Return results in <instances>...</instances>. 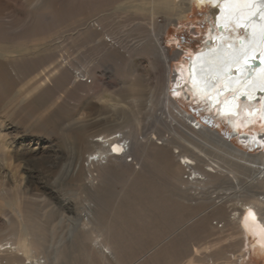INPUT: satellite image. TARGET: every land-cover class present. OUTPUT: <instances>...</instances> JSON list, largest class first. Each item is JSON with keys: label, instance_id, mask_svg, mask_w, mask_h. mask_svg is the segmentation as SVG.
Listing matches in <instances>:
<instances>
[{"label": "rangeland", "instance_id": "rangeland-1", "mask_svg": "<svg viewBox=\"0 0 264 264\" xmlns=\"http://www.w3.org/2000/svg\"><path fill=\"white\" fill-rule=\"evenodd\" d=\"M126 1L0 0V50L10 57L3 62L11 61L3 75L13 82L11 89L0 91V264L234 263L230 254L239 242L235 236L225 240L229 231L220 229L222 219L232 217L234 204L244 200L249 175L240 174L235 157L220 145L184 140L185 121L170 105L159 103L166 76L177 107L241 150H264L239 143L225 120L190 92L185 94L180 66L189 56L181 51L201 46L212 11L192 6L183 12L184 0H133L131 10L117 7ZM165 1L176 5L170 13L162 7L150 10ZM92 26L102 28V34ZM162 27L159 42L168 56V73L155 37ZM109 36L116 47L97 46ZM50 44L56 57L49 64L64 58L70 78L43 73ZM31 61L39 64L37 73L25 72ZM76 69L86 75H76ZM93 118L106 119L116 135L125 132L126 142L135 139L145 147L148 160L135 150L125 156L126 150L112 161L121 170L110 173L95 165L91 180L81 168L86 153L79 155L70 133ZM254 124L264 134L262 124ZM161 138L164 142L156 145ZM148 142L168 151L174 164L182 152L213 172L199 183L187 181L189 169L185 173L183 167L170 183L163 165L148 156ZM139 191L147 196L138 198ZM261 208L264 213V204ZM204 216L207 222L201 221ZM236 252L246 253L242 264H264V257L248 252L246 244Z\"/></svg>", "mask_w": 264, "mask_h": 264}, {"label": "bare ground", "instance_id": "bare-ground-1", "mask_svg": "<svg viewBox=\"0 0 264 264\" xmlns=\"http://www.w3.org/2000/svg\"><path fill=\"white\" fill-rule=\"evenodd\" d=\"M134 2L133 0L122 2L117 7L121 10L128 11L132 9ZM165 3L166 4L162 5L154 4L151 6L150 10L157 7L161 9L162 7L170 13L176 7L174 4H167L166 1ZM181 4H183L181 8L183 12L190 11L192 6L198 9L207 7L208 11H212L211 17L208 19V25L203 31L206 39L201 46L196 50L189 51V49L181 51L189 56L187 60L182 61L180 66V70H182V73L180 72L182 79L180 80H182L184 84L183 88L186 89L185 94L187 95L188 92H190V97L193 95V97L201 102L208 110H213L218 119L225 120L230 127L229 129L232 135L239 140V143L251 147L258 145L264 148V134L259 133L254 126V123L257 121L264 127V0H184ZM210 26H213L214 30H210ZM164 29L165 27L160 28L159 31L155 33V37L161 66L163 70L168 73V56L159 42V38L163 35ZM92 30L98 33V35L102 34V28L97 29L95 26H92ZM239 38L242 40L241 42H239ZM207 40H209L208 43L206 42ZM97 46L100 48H113L116 47V43L114 39L109 36L106 39L100 40ZM46 48L47 51L45 49L46 52L43 58L45 57L48 61L49 58L52 60L56 57L54 44L47 45ZM255 56H258L261 60L259 68H254L249 65L250 60L248 58ZM7 58L10 57L8 55L6 56L0 50V82L3 83L1 84V92L11 89L13 84L11 76L3 75L4 70H6V67L7 69L9 68V63L11 62L4 63L3 60ZM50 61H48L47 64H49ZM31 62L26 65L27 68L25 72H33L36 70L35 72L37 73L39 64L37 61ZM69 68L70 64L63 58L62 60L53 62L51 65L49 64L46 69H43V73L48 74L50 71L54 73L60 72V74H66L68 78H70ZM75 73L78 76L86 75L85 70L77 71L76 69ZM166 81V76H163L161 88L162 97L159 99V103L162 102L164 106L170 105L184 121L188 116H192V121H195V126L185 122L182 129L185 131L186 136L182 138L184 140L188 138L190 141L204 140L205 143L207 141L220 145L226 152L235 157L234 161L240 174L247 173L249 175L251 183H248V186L245 185V187L243 184L239 183L240 189H242L241 185H243L244 192H246L244 200L236 205L234 204V207H232L234 210L231 214L232 217L222 219L224 229L220 230L229 231L225 234V240H233L235 236L237 242H239V248L246 244L248 252L254 251L264 257V213L261 208L264 204V150L248 153L226 141L218 134L217 130H210L205 125H202L195 115L188 112L185 113L172 102L166 88ZM35 84L37 85L36 82L34 85ZM136 88V84L131 85V90H135ZM107 123L108 121L106 119L102 121V119L93 118L88 124H84L82 127L70 133V139L74 147L77 148L79 155L86 153L81 168L87 171V175L90 179L93 178L91 168L95 165L101 166V170L102 167L104 169L106 168V171L110 173L121 170L116 168L118 164H114L112 161L119 159L121 155L125 154L126 150L127 154H125V156L133 154L132 152L134 150L138 155L140 154L139 158L146 156L147 151L145 147H141L140 143H137L135 139L126 142V138H128L127 134L125 132H120V134L116 135L115 131H112L115 127H111L113 125ZM248 128L253 129V131H247ZM89 136L92 137L91 140H89ZM153 137H151V139H153ZM164 140L165 138H161L156 145H161ZM132 142V149L130 147L125 149L126 144ZM146 145L150 148L148 156L158 161L159 167L163 165L162 173H164L165 178H167L170 183H175L177 181V178H179V170L183 167H185V173L186 168L189 169V173H187L185 177L187 181H197L201 183L205 181L206 176L211 175L213 172L211 168H201L191 156L185 153H179L178 151L179 154H177L178 158L176 159L178 160L177 165L176 163H172V160L168 158V151L162 152L159 150V147H153L150 142ZM147 147L146 149H148ZM175 157L176 156H174V158ZM180 157L182 160L179 161ZM145 159L148 160L147 156ZM130 160H132V158H130ZM127 161L128 160L124 161L125 164H128ZM151 163H153V161ZM135 178L134 183L136 184L138 177ZM90 179H88L87 182H90ZM145 183H147L146 185H148L151 190L153 189L148 184V181ZM143 185L144 184H142V186ZM150 192L152 193V191H149V193ZM142 193L143 191H139V194L136 193L137 197H141ZM145 195L147 196V194L144 193L143 196ZM61 204L66 205V207L70 206L65 202ZM122 208L123 206L120 207V209ZM31 214L32 213H29L28 216L30 217ZM83 217L86 219L88 218V211L85 212ZM31 218L32 217H30V219ZM207 218L208 217L204 216L201 221L207 222ZM96 243L100 244L99 241ZM109 246H106V248H108V251H111L109 250V248L111 249ZM238 247L237 250L239 249ZM234 248L232 254H230V259H234L233 264H242V257L246 253H240V251L238 254L235 245ZM225 264H227V262Z\"/></svg>", "mask_w": 264, "mask_h": 264}, {"label": "water", "instance_id": "water-1", "mask_svg": "<svg viewBox=\"0 0 264 264\" xmlns=\"http://www.w3.org/2000/svg\"><path fill=\"white\" fill-rule=\"evenodd\" d=\"M209 29L210 30H214V27L213 26H210L209 27ZM239 40V42H241L242 40L239 38L238 39ZM207 43L209 42V40H207L206 41ZM249 60H250V62H249V65L250 66H252V67H254V68H259L260 67V65H261V60H260V58L258 57V56H255V57H249L248 58ZM185 122L187 123V124H191L193 121H192V116H188L186 119H185ZM217 130V129H216ZM218 131V130H217ZM219 132V131H218Z\"/></svg>", "mask_w": 264, "mask_h": 264}, {"label": "built area", "instance_id": "built-area-1", "mask_svg": "<svg viewBox=\"0 0 264 264\" xmlns=\"http://www.w3.org/2000/svg\"><path fill=\"white\" fill-rule=\"evenodd\" d=\"M190 125L195 126V121L193 120V122Z\"/></svg>", "mask_w": 264, "mask_h": 264}, {"label": "crops", "instance_id": "crops-1", "mask_svg": "<svg viewBox=\"0 0 264 264\" xmlns=\"http://www.w3.org/2000/svg\"><path fill=\"white\" fill-rule=\"evenodd\" d=\"M203 38H204V40L206 39L204 35H203ZM197 49H198V48H197ZM191 50H192V49H191ZM195 50H196V49H195ZM188 58H189V57H188Z\"/></svg>", "mask_w": 264, "mask_h": 264}, {"label": "trees", "instance_id": "trees-1", "mask_svg": "<svg viewBox=\"0 0 264 264\" xmlns=\"http://www.w3.org/2000/svg\"><path fill=\"white\" fill-rule=\"evenodd\" d=\"M225 138V137H224Z\"/></svg>", "mask_w": 264, "mask_h": 264}]
</instances>
